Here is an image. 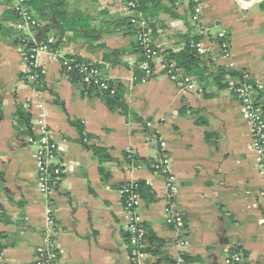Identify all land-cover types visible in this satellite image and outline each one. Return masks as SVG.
I'll return each instance as SVG.
<instances>
[{"label":"crops","instance_id":"0c3cea01","mask_svg":"<svg viewBox=\"0 0 264 264\" xmlns=\"http://www.w3.org/2000/svg\"><path fill=\"white\" fill-rule=\"evenodd\" d=\"M201 5L197 23L190 5L174 0L149 2L143 9L162 54L182 50L196 35L204 42L202 56L211 61L207 77L191 75L197 87L184 94L160 59L144 81L141 52L122 0H28L40 26L26 35L37 42L53 37L59 51L40 52L36 66L42 77L31 80L21 46L3 33V26L13 22L5 17L10 3L0 0V174L5 182L0 186V264H35L36 248L50 227L48 207L55 217L57 264H131L120 188L137 181L153 191V197L142 198L139 213L148 233L162 241L140 264H228L235 247L244 251L242 264H264V180L249 123L237 93L213 79L218 67L230 68V63L247 71L261 86L264 111V0H201ZM199 26L208 36L199 34ZM221 30L231 45L229 59L215 38ZM63 56L97 65L124 91L134 115L111 110L97 88L63 69ZM17 103L30 113L31 129L15 118ZM70 118L81 121L85 136ZM42 124L58 145L54 163L62 171L51 194L39 190L29 144ZM161 143L171 183L152 169L160 161ZM93 145L107 148L115 161L101 162ZM126 152L141 159L128 164ZM168 209L183 215V229L166 221ZM182 255L192 260L181 262Z\"/></svg>","mask_w":264,"mask_h":264},{"label":"built area","instance_id":"2783aa9c","mask_svg":"<svg viewBox=\"0 0 264 264\" xmlns=\"http://www.w3.org/2000/svg\"><path fill=\"white\" fill-rule=\"evenodd\" d=\"M10 7L16 11L20 16V21L15 23L14 26L27 34L33 27H39L40 21L33 15L29 6L28 0H7ZM177 5H190L191 18L194 23L200 20L202 13L201 0H174ZM130 8L124 6L122 9L130 21L137 25L138 30L136 34L137 43L139 45L143 59L139 62L140 69L144 72V81L154 73V62L160 59L166 75L174 82L179 90L187 94L196 89V80L188 74L183 68L179 67L175 61L166 62L164 60L161 49L155 44L152 31L147 28L146 19L142 12L136 9V4H129ZM198 32L202 36H208L209 31L202 26L198 27ZM222 56L229 59L232 55L231 45L227 39L225 30L219 31L215 36ZM36 46L31 48L30 55L25 56L24 47H21L27 64V74L33 81L38 79V74L34 71L36 66V59L40 52L51 51L58 53V49L54 47L56 40L53 37H48L44 41H35ZM192 46L202 54L205 50L203 40L193 43ZM63 69L70 74H76L80 77L84 85L97 88L100 91H109L114 93L116 87L113 86L109 79L105 78L100 68L92 63L82 62L73 57L63 56L60 59ZM230 68H233V63H230ZM245 82L239 91V96L242 105V112L246 116L251 135L252 144L257 155V168L264 180V111L260 103V90L261 86L257 85L251 75L245 71ZM151 127L152 124L148 123ZM161 140V139H160ZM38 149L35 150L38 169V187L42 193L51 194L54 185L61 179V167L56 165L54 161L57 157L58 145L52 136V131L42 124L38 130V137L36 138ZM164 144L161 143L162 155L160 161L156 164V172L162 174H169V160L163 151ZM168 181L171 183L173 177L169 174ZM122 195L123 205L125 207L128 217V232L130 233V246L129 256L131 264H140L141 258L145 255V236L146 230L144 228L143 218L139 213L142 203V197L136 191L133 183H128L120 188ZM260 196L264 200V190L260 192ZM47 213L49 216V229L44 233V243L36 248L35 264H57L58 251L56 242L54 240L55 217L53 210L48 207ZM166 221L174 225L177 229L181 230L185 226V220L181 213L174 212L168 209ZM183 262V255L180 258ZM228 264L242 263V256L239 253H230L227 256Z\"/></svg>","mask_w":264,"mask_h":264},{"label":"trees","instance_id":"16d2710c","mask_svg":"<svg viewBox=\"0 0 264 264\" xmlns=\"http://www.w3.org/2000/svg\"><path fill=\"white\" fill-rule=\"evenodd\" d=\"M159 1H161V0H122V6L123 7L126 6V7L130 8L129 4L135 3L137 6L136 9H138L143 14V9L145 8V6L149 2H159ZM6 12H7V14L5 17L7 18V20L13 22V25L9 26V27L3 26V29H2L3 33H4V35L11 36L13 38L15 44L20 45L21 47H24L25 56L27 57L30 55L31 48L36 46V43H35L36 40L31 39L28 35H26L21 30L17 29L14 26L15 23L20 21V16L16 11H14L10 7ZM143 16H144V14H143ZM125 20H127V24L132 26L135 34H137V30H138L137 25L133 24L130 21L129 17L125 18ZM146 24H147L146 27L149 28L151 31H153L152 24L147 19H146ZM34 29H36V27L32 28V30H34ZM40 32L42 34H44L45 29H40ZM199 40H200V36L196 35V36H193L192 38H188L186 40L185 47L178 52H175V51L170 50V49L165 50L163 52L164 60L166 62L175 61L177 63V65L179 67L183 68L188 74L195 76L199 80H204L207 77L205 74H206V71L208 70V68L210 67L209 64H211V61L204 59L202 54L197 52V50L192 46L193 43H196ZM54 47H56V44H54ZM137 47L140 50L138 43H137ZM112 52L117 53V51H112ZM142 59H143V56L141 54V60ZM138 67H139V65H138ZM34 71L36 72V74H38L39 77H42V73L37 68ZM244 73H245V71H238V70H235L233 68L218 67L216 69L215 73H213V79L215 80V82L218 84L219 87L230 88L232 91L237 93V95L239 96V91L245 82ZM110 82L113 86L116 87V90L114 93H110L109 91L98 90V92L100 93L101 98L104 101V103L111 110H114V111L119 110L121 113H123L124 115H127L128 117L134 115V113L131 111V109L129 108L128 104L125 101L124 91L121 88H119V86H117V84L113 83L112 81H110ZM239 98H240V96H239ZM184 111H186L185 108L182 109V112H184ZM14 116L18 121L21 122L22 125H25L29 129L32 128L30 113L27 112V110L25 109L23 104H21V103L16 104V112H15ZM69 123L72 126L76 127L80 131L82 136H85L84 126L80 120L70 118ZM145 129H146L147 133H149V134L152 133L151 131L148 130L147 127ZM92 150H93L94 156L97 157L101 162L115 161V158L109 153L108 149L105 147L93 145ZM140 159H141V157H139L138 155H135L131 152L125 153V160L127 161L128 164H131V165L136 164ZM156 164H157V162L153 165V168H152L154 172H156V167H155ZM156 173H158V174L160 173L161 175H163L165 177L169 176V174H162L161 172H156ZM109 177H110V175L108 173L103 174L104 180L108 179ZM126 184H128V183H126ZM126 184H124V185H126ZM124 185H122L121 188ZM133 185L135 186L136 191H138L140 193L142 198L146 197V196L153 197V191L145 181H137V182L133 183ZM144 228L146 230L145 251L147 252V251L151 250V248L155 245L160 246L162 244V241L159 240L157 237H155L152 233H148L145 225H144ZM127 240H128V247H129L130 246V233L128 231H127ZM148 242L150 243V245H148ZM1 252L2 251L0 249V254H1ZM230 253H239L242 256V263H243V260L245 258V254H244V251L240 247H235V248L231 249L229 251V254ZM191 260H192V258L190 256L183 255V262L184 263H189V261H191ZM242 263H240V264H242Z\"/></svg>","mask_w":264,"mask_h":264},{"label":"water","instance_id":"95a60500","mask_svg":"<svg viewBox=\"0 0 264 264\" xmlns=\"http://www.w3.org/2000/svg\"><path fill=\"white\" fill-rule=\"evenodd\" d=\"M29 144L33 145L32 148H33L34 151L38 149V143L36 141V136L35 135L32 136V139L29 141ZM0 186L1 187L5 186V182L2 180L1 174H0Z\"/></svg>","mask_w":264,"mask_h":264},{"label":"rangeland","instance_id":"374dc122","mask_svg":"<svg viewBox=\"0 0 264 264\" xmlns=\"http://www.w3.org/2000/svg\"><path fill=\"white\" fill-rule=\"evenodd\" d=\"M235 4L237 5V7L239 6V3L237 2V1H235ZM255 9H256V6H255ZM241 13L243 14V15H246V13H249V11H241ZM214 30H216V29H214ZM23 32V31H22Z\"/></svg>","mask_w":264,"mask_h":264}]
</instances>
